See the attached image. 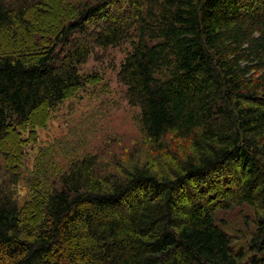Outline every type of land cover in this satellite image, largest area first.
<instances>
[{"label": "trees", "instance_id": "obj_1", "mask_svg": "<svg viewBox=\"0 0 264 264\" xmlns=\"http://www.w3.org/2000/svg\"><path fill=\"white\" fill-rule=\"evenodd\" d=\"M126 46L144 146L49 156L20 203L30 126ZM246 206L264 255V0H0V264H244L218 214Z\"/></svg>", "mask_w": 264, "mask_h": 264}, {"label": "rangeland", "instance_id": "obj_2", "mask_svg": "<svg viewBox=\"0 0 264 264\" xmlns=\"http://www.w3.org/2000/svg\"><path fill=\"white\" fill-rule=\"evenodd\" d=\"M39 21L36 19L35 23ZM129 50L130 47L126 46L94 51L81 68V73L89 77L86 86L57 107L45 126H30L26 137L33 138V141L22 148V179L17 189L20 203L31 196L26 179L49 156L62 167L65 159H77L100 152H103V159H123L121 151H132L143 145L144 138L138 122L139 110L129 105L126 88L118 81L121 63ZM39 116L36 115L35 123L42 120H39ZM255 214L256 210L247 206L218 214L219 220L225 223L221 225L232 236L234 249L244 251L247 255L244 264H254L253 259L264 264V255L250 249Z\"/></svg>", "mask_w": 264, "mask_h": 264}]
</instances>
